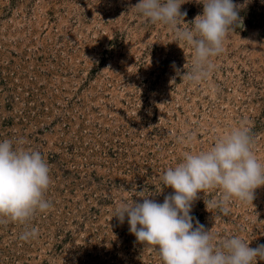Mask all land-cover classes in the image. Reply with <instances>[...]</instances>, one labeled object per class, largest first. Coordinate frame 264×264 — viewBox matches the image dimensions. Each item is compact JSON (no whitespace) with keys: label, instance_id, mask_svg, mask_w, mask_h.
<instances>
[{"label":"rangeland","instance_id":"1","mask_svg":"<svg viewBox=\"0 0 264 264\" xmlns=\"http://www.w3.org/2000/svg\"><path fill=\"white\" fill-rule=\"evenodd\" d=\"M139 2L0 0V141L42 154L52 205L26 224H0V264H162L127 218L113 217L121 203L144 191L162 204L173 193L165 171L237 127L250 129L264 163V0L239 12L244 27L198 82L182 79L193 50L133 9ZM181 12L191 27L203 5L187 0ZM219 196L201 192L190 213L213 243L264 245V186L227 214L205 205ZM32 228L34 239H19Z\"/></svg>","mask_w":264,"mask_h":264},{"label":"clouds","instance_id":"2","mask_svg":"<svg viewBox=\"0 0 264 264\" xmlns=\"http://www.w3.org/2000/svg\"><path fill=\"white\" fill-rule=\"evenodd\" d=\"M186 2L140 0L133 9L150 23L168 27L177 42L193 50L191 71L187 70L182 79L198 82L210 74L211 58L223 52L227 34L244 27L239 12L249 0L243 4L197 0L203 5V13L195 17L191 27H181L189 25L184 22L187 13L181 12ZM173 67L179 75L182 70ZM252 144L250 129L237 127L208 151L185 153L183 161L162 176L163 186L173 190L162 204L144 191L136 192L142 202L121 203L113 217L121 224L127 218L130 233L156 252L162 264H256L257 258L264 260V245L250 248L237 236L214 244L211 231L190 214L200 193L213 188L220 189V196L204 199L205 205L207 209L219 208L224 214L233 200H254L255 190L264 186V163L257 158ZM49 172L39 151L15 148L11 140L0 141V224H26L52 206L45 199L51 182ZM37 234L35 228L25 229L19 239L27 241Z\"/></svg>","mask_w":264,"mask_h":264}]
</instances>
